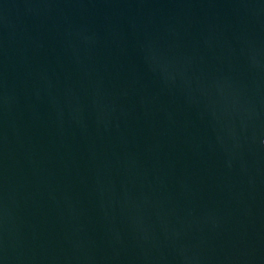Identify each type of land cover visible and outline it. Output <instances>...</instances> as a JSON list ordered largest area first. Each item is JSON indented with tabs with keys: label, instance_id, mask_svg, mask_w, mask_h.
<instances>
[{
	"label": "water",
	"instance_id": "95a60500",
	"mask_svg": "<svg viewBox=\"0 0 264 264\" xmlns=\"http://www.w3.org/2000/svg\"><path fill=\"white\" fill-rule=\"evenodd\" d=\"M0 264H264V0H0Z\"/></svg>",
	"mask_w": 264,
	"mask_h": 264
}]
</instances>
